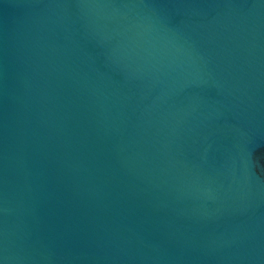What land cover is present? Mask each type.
Wrapping results in <instances>:
<instances>
[{"label": "water", "instance_id": "1", "mask_svg": "<svg viewBox=\"0 0 264 264\" xmlns=\"http://www.w3.org/2000/svg\"><path fill=\"white\" fill-rule=\"evenodd\" d=\"M0 264H264V0H0Z\"/></svg>", "mask_w": 264, "mask_h": 264}]
</instances>
